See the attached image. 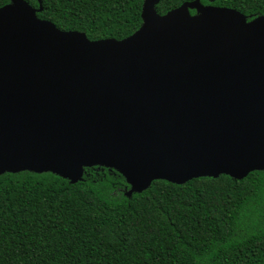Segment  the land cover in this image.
<instances>
[{
	"label": "water",
	"instance_id": "1",
	"mask_svg": "<svg viewBox=\"0 0 264 264\" xmlns=\"http://www.w3.org/2000/svg\"><path fill=\"white\" fill-rule=\"evenodd\" d=\"M158 2L121 40L60 30L25 0L0 7V172L74 182L98 164L141 191L264 170V15Z\"/></svg>",
	"mask_w": 264,
	"mask_h": 264
},
{
	"label": "trees",
	"instance_id": "2",
	"mask_svg": "<svg viewBox=\"0 0 264 264\" xmlns=\"http://www.w3.org/2000/svg\"><path fill=\"white\" fill-rule=\"evenodd\" d=\"M25 1L60 30L121 40L139 28L144 0ZM186 1L159 0L155 9ZM200 2L247 20L264 15V0ZM130 188L98 164L74 182L50 171H1L0 264H264V170Z\"/></svg>",
	"mask_w": 264,
	"mask_h": 264
}]
</instances>
